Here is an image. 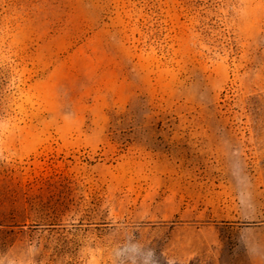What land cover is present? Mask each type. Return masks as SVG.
<instances>
[{"label": "rangeland", "instance_id": "rangeland-1", "mask_svg": "<svg viewBox=\"0 0 264 264\" xmlns=\"http://www.w3.org/2000/svg\"><path fill=\"white\" fill-rule=\"evenodd\" d=\"M0 264H264V0H0Z\"/></svg>", "mask_w": 264, "mask_h": 264}]
</instances>
